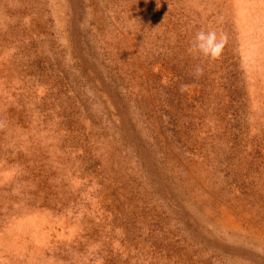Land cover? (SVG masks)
<instances>
[{
	"label": "rangeland",
	"instance_id": "rangeland-1",
	"mask_svg": "<svg viewBox=\"0 0 264 264\" xmlns=\"http://www.w3.org/2000/svg\"><path fill=\"white\" fill-rule=\"evenodd\" d=\"M0 264H264V0H0Z\"/></svg>",
	"mask_w": 264,
	"mask_h": 264
},
{
	"label": "clouds",
	"instance_id": "clouds-1",
	"mask_svg": "<svg viewBox=\"0 0 264 264\" xmlns=\"http://www.w3.org/2000/svg\"><path fill=\"white\" fill-rule=\"evenodd\" d=\"M226 45V34L222 32L218 33L215 30L206 31L200 29L195 33L186 51L189 55H199L209 61H217L222 57ZM201 75H203V68L197 65L194 69L193 76L199 78Z\"/></svg>",
	"mask_w": 264,
	"mask_h": 264
}]
</instances>
